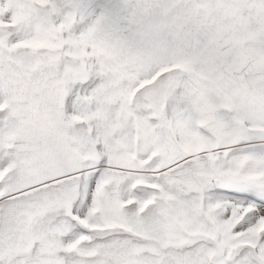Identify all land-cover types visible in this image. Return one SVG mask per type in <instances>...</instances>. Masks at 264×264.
I'll use <instances>...</instances> for the list:
<instances>
[{
	"label": "snow or ice",
	"instance_id": "1",
	"mask_svg": "<svg viewBox=\"0 0 264 264\" xmlns=\"http://www.w3.org/2000/svg\"><path fill=\"white\" fill-rule=\"evenodd\" d=\"M0 264H264V0H0Z\"/></svg>",
	"mask_w": 264,
	"mask_h": 264
}]
</instances>
